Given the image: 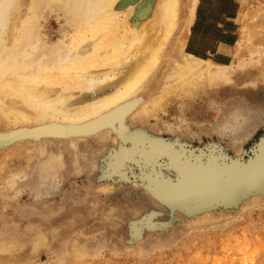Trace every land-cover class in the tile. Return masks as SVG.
Instances as JSON below:
<instances>
[{
  "label": "rangeland",
  "instance_id": "rangeland-1",
  "mask_svg": "<svg viewBox=\"0 0 264 264\" xmlns=\"http://www.w3.org/2000/svg\"><path fill=\"white\" fill-rule=\"evenodd\" d=\"M213 2L201 0L200 14ZM67 27L56 8L41 17L50 43ZM263 71L264 57L149 120L129 116L82 141L62 123L28 124L14 138L0 123V264L29 255V264H264Z\"/></svg>",
  "mask_w": 264,
  "mask_h": 264
},
{
  "label": "bare ground",
  "instance_id": "bare-ground-1",
  "mask_svg": "<svg viewBox=\"0 0 264 264\" xmlns=\"http://www.w3.org/2000/svg\"><path fill=\"white\" fill-rule=\"evenodd\" d=\"M253 1L216 0L205 17L201 0H157L151 16L135 22L134 14L147 16L141 7L154 0H30L27 5L0 0V123L7 126L5 133L14 138L28 124L62 123L82 141L129 116L148 119L172 98L184 100L206 85L229 82L233 71L246 70L264 57V5L255 7ZM127 5L131 20L121 21ZM54 8L68 27L50 43L41 32V17ZM232 27L240 32L235 51L228 41ZM240 49L247 52L241 55ZM58 158L51 159L53 164L56 159L63 163ZM5 247L26 250L23 245ZM73 250L85 255L78 245ZM30 260L31 255L7 264Z\"/></svg>",
  "mask_w": 264,
  "mask_h": 264
}]
</instances>
